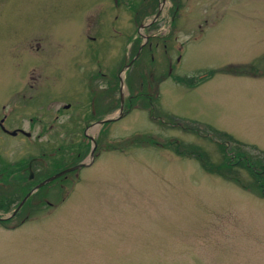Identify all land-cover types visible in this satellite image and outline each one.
I'll return each mask as SVG.
<instances>
[{"label": "rangeland", "instance_id": "obj_1", "mask_svg": "<svg viewBox=\"0 0 264 264\" xmlns=\"http://www.w3.org/2000/svg\"><path fill=\"white\" fill-rule=\"evenodd\" d=\"M23 63L60 72L61 168L90 163L0 264H264V185L222 160L264 159V0H0V91Z\"/></svg>", "mask_w": 264, "mask_h": 264}, {"label": "flooded vegetation", "instance_id": "obj_2", "mask_svg": "<svg viewBox=\"0 0 264 264\" xmlns=\"http://www.w3.org/2000/svg\"><path fill=\"white\" fill-rule=\"evenodd\" d=\"M30 50V45L23 47L25 62ZM35 70L23 63L22 72L2 77L6 79L0 91V226L5 229L10 226L4 225V220H19L18 224L42 220L43 216L36 214L52 205L57 211L64 182L71 180L66 177L72 170L63 173L61 168L63 109L71 105L63 102L60 72ZM93 112L94 108L95 119L89 126L109 120L107 113Z\"/></svg>", "mask_w": 264, "mask_h": 264}, {"label": "trees", "instance_id": "obj_3", "mask_svg": "<svg viewBox=\"0 0 264 264\" xmlns=\"http://www.w3.org/2000/svg\"><path fill=\"white\" fill-rule=\"evenodd\" d=\"M237 72H239L240 70H236ZM211 74V72H209L207 75ZM177 80H179V78H177ZM260 154V152H258ZM262 157H264V154L262 153ZM255 159H260L262 162H258V161H254ZM223 164H236L237 161L239 160H243V162L245 164H247V166H249L248 168H250V171H252L251 173H255L256 178L259 181V187L264 185V159L263 158H252L251 156H248L246 154H244L243 152L236 150L235 154H233V158L231 159L229 156H227L226 154L223 155ZM264 188V186L261 188V193L264 192V190H262Z\"/></svg>", "mask_w": 264, "mask_h": 264}, {"label": "water", "instance_id": "obj_4", "mask_svg": "<svg viewBox=\"0 0 264 264\" xmlns=\"http://www.w3.org/2000/svg\"><path fill=\"white\" fill-rule=\"evenodd\" d=\"M161 1H163V0H161ZM157 14H158V12H157ZM156 14V15H157ZM120 102H121V98H120ZM120 108H121V104H120ZM121 115V112H119V114L116 116V118H118L119 116ZM116 118H112V119H116ZM111 119V118H110ZM92 150V149H91ZM91 155V154H90ZM89 163H87V164H84V163H80L79 165L81 166H86V165H88ZM79 165H76V166H74V167H72L73 169H75V168H77V167H79ZM72 168H68V169H65V170H63V173L64 172H66V171H68V170H70V169H72ZM51 178H48L47 180H50Z\"/></svg>", "mask_w": 264, "mask_h": 264}]
</instances>
